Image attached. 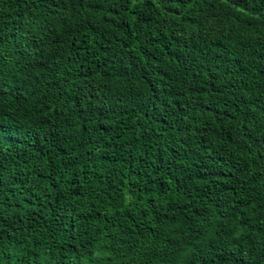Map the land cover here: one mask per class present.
<instances>
[{"label": "trees", "instance_id": "obj_1", "mask_svg": "<svg viewBox=\"0 0 264 264\" xmlns=\"http://www.w3.org/2000/svg\"><path fill=\"white\" fill-rule=\"evenodd\" d=\"M0 264H264V0H0Z\"/></svg>", "mask_w": 264, "mask_h": 264}]
</instances>
